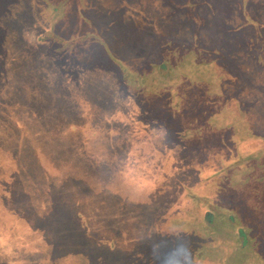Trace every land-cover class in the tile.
I'll list each match as a JSON object with an SVG mask.
<instances>
[{"label":"rangeland","instance_id":"obj_1","mask_svg":"<svg viewBox=\"0 0 264 264\" xmlns=\"http://www.w3.org/2000/svg\"><path fill=\"white\" fill-rule=\"evenodd\" d=\"M93 2L0 0V264H223L224 253L199 238L202 206L213 237L225 242V264L241 263V255L242 264H264V190L252 183L261 177L264 186V75L226 120L203 95L242 99L241 78L236 85L224 75H253L237 56L239 36L247 16L264 32V0H100L103 11ZM193 33L204 37L203 57L217 61L223 76L217 94L208 73L175 85L178 70L168 66L160 85L152 69L163 58L177 62ZM65 74L81 83L71 87ZM95 95H103L99 110L121 122L119 133L114 123L99 126ZM113 130L118 136L106 137ZM158 150L166 157L154 169ZM95 156L124 169L113 179L120 194L92 190L85 168ZM179 156L193 160L181 173ZM197 162L202 176L192 168ZM232 206L241 213L231 228L219 215ZM233 229H241L235 242L244 251L233 249Z\"/></svg>","mask_w":264,"mask_h":264},{"label":"trees","instance_id":"obj_2","mask_svg":"<svg viewBox=\"0 0 264 264\" xmlns=\"http://www.w3.org/2000/svg\"><path fill=\"white\" fill-rule=\"evenodd\" d=\"M84 6V2H82ZM93 6H97V7H100L101 10L103 11V8H104V3L100 2V0H95V2H93ZM81 4V2H80ZM43 5V4H42ZM45 5V4H44ZM56 7L58 6H50V10H51V14L52 15H55L57 13L60 12V9H59V12H56ZM242 7V6H241ZM240 7V8H241ZM113 11V12H112ZM113 16H114V19H118L119 18V13L120 12H117L116 10H111ZM110 13V12H108ZM248 15V14H247ZM256 22L257 20L255 19V17H252L251 20H249V17L247 16L246 19H245V27L247 28L246 29V32H240L241 35L239 36L241 38L240 40V46L242 47V49H240L238 52L239 54L237 53V50H236V54H238V58L241 59V61H245V60H248V63H250V66H252V69H255V71H253V75L252 74H249V75H246L244 74L242 77H238V76H235L234 73L230 74V77L229 75H224L226 78V80L230 81V82H233L234 84V81H235V84L238 82L239 78H241V84L240 85H237V93H241V96H242V99L240 101H238L236 99V95H234V99L235 100H232L229 103H227L226 101L223 102H220L218 101V96L216 95H213L211 93L208 94V96L206 97V94H207V91L206 90L204 92V98L206 100L205 101V104H207L208 106L210 105H214V104H218L220 106L217 107L218 109V115L217 117L219 118V120H226V117L228 115V113L231 112L233 106L239 102H243L245 100H247L248 98H252V93L254 91V88H253V85H255V83H259L260 84V81H257V80H261L260 78L256 77V75H264V32L261 33V31L259 30V27L258 25H256ZM198 23V21H197ZM198 33H193L192 35H189V45L191 46H181L182 50L180 52H182V56L180 57V59L177 61V62H170L168 58H163V60H161L162 62L159 64V65H154L152 66V69L154 70H157L158 71V74L160 75L161 72L163 70H165L168 66L170 67V69L172 68L173 70H178L177 72V77L176 79L174 80L176 83L175 85H179L180 84V81H182L183 79L184 80H187L190 79L191 77H194L196 79V81H199L198 77L200 78L199 74L201 76H203L204 74L208 73L209 77H210V84L209 85V89H214V91L216 90V94H217V89L219 88L218 85H221L219 82H222V80L219 81V79L221 77H223L221 74L218 76L217 74H215L216 72V64H217V61L214 62L212 59L209 60V61H206V58L203 57V54H204V42H202V45L201 44V40L204 39V37H200ZM216 40V38H214ZM238 40L236 39L235 42H237ZM200 42V43H199ZM216 42V41H215ZM93 44L99 46L98 43H95V41L92 42ZM171 50V48H169ZM227 55H224V59L227 60ZM111 62H115V66L117 68V71H122L123 73H120L118 74V77L121 79H123V75H124V71L122 70V66H120V62L119 61H115L114 59L111 60ZM242 62L240 64H238V68H237V71L241 69V72L244 70V66L242 64ZM63 65H66L67 66V63H63ZM62 65V66H63ZM234 68V65L233 64H230L229 66H231ZM122 68V69H121ZM169 69V68H168ZM228 71L229 72H232V68L230 67H227ZM66 72V70H64ZM236 71V72H237ZM61 72H63V69H61ZM72 72H76L75 74H78L77 72H80V71H72ZM84 72V71H83ZM69 73V72H67ZM119 73V72H118ZM71 74V72H70ZM123 74V75H122ZM165 76V75H164ZM161 77V75H160ZM204 77V76H203ZM64 78H66L68 80L69 83H71V87H73L74 85H77V84H80L81 82H76L74 80H72V76L70 75H67L65 74L64 75ZM162 79L159 81L160 85L162 84L163 85V82L165 81L163 77H161ZM213 79L216 81V83L213 81ZM163 80V82H162ZM125 81V80H124ZM201 81V80H200ZM94 83H97L95 80L92 81ZM193 82V81H192ZM248 82H250V85H247ZM172 83V82H171ZM74 84V85H73ZM98 84V83H97ZM184 85V88L189 90L191 84H185V83H182ZM125 85V84H124ZM172 84H170L171 86ZM174 84L172 85V87L169 88L170 91H172V88L175 86ZM213 85H215L213 87ZM186 86V87H185ZM196 86V84H195ZM223 86V85H221ZM70 87V88H71ZM174 93H178V89L177 90H174L173 91ZM236 93V94H237ZM104 94V93H103ZM144 94V93H143ZM113 95V96H112ZM103 96V95H102ZM102 96H94L92 98V100H94V102H92L93 104V108L96 109L97 112H95V115H96V118L98 119V117L100 116L99 118V126L102 128V126H104V124L102 122H106V123H114L112 120H111V117L112 116V113L113 112H109V114H106L105 112H101L99 110V108L102 106V104L104 103L103 102V99L101 98ZM105 96V95H104ZM115 97H118V94H111L110 97L107 98V103H112L114 102ZM217 97V98H216ZM256 97V95L254 96V98ZM258 97V96H257ZM105 98V97H104ZM216 98V99H215ZM210 104V105H209ZM251 107V106H250ZM93 108L91 109V112L93 110ZM93 112L90 113V115L92 116ZM88 115L87 116V125L90 124L91 125V122H92V119H91V116ZM117 115V113H116ZM188 119H181V121L184 123V121H187ZM217 121V122H218ZM117 123H121L119 121H117ZM115 121L114 124H116L114 126V130L119 133V131H121V125H118ZM161 124L164 125V126H169L168 125V122H164V121H161ZM170 124V123H169ZM68 128H70V130L72 129V127L70 125L67 126ZM113 131H109V133L107 132L106 134V137L110 138V137H116L118 135H116V133ZM188 131V130H187ZM189 132V131H188ZM84 133H87L86 131H84ZM96 136H98L96 134ZM110 136V137H109ZM92 137H94V134L93 133H89L88 136H87V140L91 141V140H96V138L92 139ZM192 140V139H191ZM126 141V140H125ZM161 144H164V143H161ZM166 147V146H165ZM132 148V146L130 145L129 148L126 150V158L129 157V153L131 152L130 149ZM150 151H155V149H151L149 148V152ZM160 156L159 155H154L152 156L153 158L156 157V156H159L156 158V163L159 164L157 165L154 169H156L157 167H159L161 165V162H162V158L163 156L166 157V151H160ZM148 151H143L139 154V159L141 158L143 160V157L146 156L145 154L147 153ZM143 154V155H142ZM183 156H179L177 159V161H180V163H182V166H180V171L179 173L181 172H184V170L187 169V167H185V163L186 161L187 162H190V161H193L192 159H186V158H182ZM112 158H104V156H100L99 157H93V160L91 161L90 165L88 167L85 168V174L86 176L89 178V183L90 185L92 186V190L97 188V192L96 193H100L102 194L105 193L104 190H108L110 191V194H120L118 193V190L116 189L115 186H113V179L116 177V171L118 172V174L124 172V169H118L116 167V160H114ZM144 161V160H143ZM124 162V165L126 164L125 161ZM187 164V163H186ZM234 164V163H233ZM201 165V166H199ZM194 166V167H193ZM192 166V168H196V170H194L199 176H202V174H204V166L202 165L201 162H197L196 164H194ZM129 168L131 167H126V171L129 170ZM192 168H190V170H192ZM160 169V167L158 168ZM211 168H209L210 170ZM154 171V170H153ZM212 172V169L209 171V173ZM216 174H218V171H215L213 172L211 175L212 176H215ZM211 176V177H212ZM255 179V178H254ZM253 179V180H254ZM252 180V183L254 184L255 187H260L262 189V191L264 190V186L262 185V181H261V177L258 178V181H253ZM257 188H255V191L256 192ZM161 194V193H166L168 191H164V192H160V190H157L156 192ZM264 193V191H263ZM261 196H264V194H261ZM206 207L202 206L199 208L200 210V226L202 227V236H199L200 239L203 238V241L205 243V245H208V247H211L212 249H217L219 252H222L224 253V255L219 257L221 258L222 260H224V263H227L226 259H227V254H226V247L224 246V244H222L224 242V240L220 239V238H217V237H213V235L215 234V228H214V224H212V222H210L208 220V215L210 213L209 210H206L205 209ZM232 209L230 212H226V213H223L221 215H219V218L222 222V225H225V221H229L230 222V227L232 228V225L233 223H238L239 221V216H240V210H235L234 206H232ZM236 216V217H235ZM225 217V218H224ZM154 222H152V225H153ZM242 229V227H241ZM241 229L236 233V231L233 229V236L236 237L234 241H232V247L233 249L235 250H238V251H244V249L247 247V245H244L243 243L241 244H237L235 241H237V238H243V234L241 232ZM189 234L193 235V236H196L195 234H193L192 232H189ZM215 241H219L220 243V246L219 247H216V245L214 246V243H216ZM225 243V242H224ZM221 248V249H220ZM234 250V251H235ZM238 261L240 260L241 263L239 264H242L243 261H244V255H241L239 257L236 258ZM234 264V262H233Z\"/></svg>","mask_w":264,"mask_h":264}]
</instances>
